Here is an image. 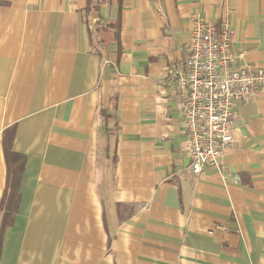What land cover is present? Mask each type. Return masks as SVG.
<instances>
[{
    "label": "crops",
    "instance_id": "crops-1",
    "mask_svg": "<svg viewBox=\"0 0 264 264\" xmlns=\"http://www.w3.org/2000/svg\"><path fill=\"white\" fill-rule=\"evenodd\" d=\"M264 69V0H0L4 130L26 156L0 264H264V91L190 170L172 67L192 20Z\"/></svg>",
    "mask_w": 264,
    "mask_h": 264
},
{
    "label": "built area",
    "instance_id": "built-area-1",
    "mask_svg": "<svg viewBox=\"0 0 264 264\" xmlns=\"http://www.w3.org/2000/svg\"><path fill=\"white\" fill-rule=\"evenodd\" d=\"M229 22L194 18L182 66L172 67L171 91L179 96L190 170L215 166L232 143L235 108L264 91V69L243 61Z\"/></svg>",
    "mask_w": 264,
    "mask_h": 264
},
{
    "label": "trees",
    "instance_id": "trees-1",
    "mask_svg": "<svg viewBox=\"0 0 264 264\" xmlns=\"http://www.w3.org/2000/svg\"><path fill=\"white\" fill-rule=\"evenodd\" d=\"M14 127L3 132V148L6 158V184L0 200V252L2 235L6 227L11 226L20 203V183L26 162V156L12 150Z\"/></svg>",
    "mask_w": 264,
    "mask_h": 264
}]
</instances>
